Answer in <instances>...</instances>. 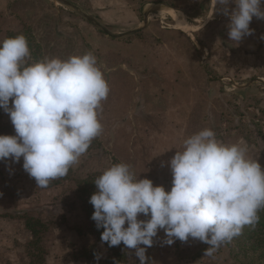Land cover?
Segmentation results:
<instances>
[{"label": "rangeland", "instance_id": "374dc122", "mask_svg": "<svg viewBox=\"0 0 264 264\" xmlns=\"http://www.w3.org/2000/svg\"><path fill=\"white\" fill-rule=\"evenodd\" d=\"M134 1L141 19L156 10L166 13H157L139 31L120 34L99 22L85 3L0 0V41L25 35L33 60L67 59L92 51L105 74L122 68L132 76L131 86H126L130 91L123 90L126 97L118 112L128 121L127 129L117 130L123 145L120 148L115 143L118 138H110L118 104H108L112 113L100 118L101 135L93 139L65 177L51 181L47 187H37L35 179L22 167L23 158L15 163L10 158L0 161V264H7L8 258L11 264H55L61 254L69 256L66 262L71 256L84 258L87 264L106 262L110 253L100 254L95 246L98 241L89 235L77 183L102 174L118 160L130 164L139 178L151 179L154 185H162L168 191L172 175L167 162L182 148L185 138L205 127L213 129L223 142L244 141L248 155L264 169V19L253 17L249 25L252 34L237 43L228 36L230 15L224 14L225 6H217L216 0ZM227 7L231 12L236 5L230 2ZM261 9L264 10V2ZM195 17H199L194 23L199 42L197 32L191 35L197 46L184 33L171 29L173 24L184 28L180 22L175 24L176 19L192 26ZM133 88L139 94L132 92ZM140 92L146 96V103L139 97ZM143 104V110L139 109ZM14 134L8 114L0 109V135ZM260 212L264 215V209ZM139 219L147 217L141 215ZM74 233L83 237L84 245L77 251L75 246L80 241ZM166 239L163 230L153 238L146 254L153 250L155 256L147 264H173L174 256L179 264L251 261V257L236 255L241 249L235 238L212 256L205 255L209 245L199 240L177 239L167 245ZM155 247H160L157 253ZM133 254L134 249L125 247L124 264ZM115 261L113 257L110 264Z\"/></svg>", "mask_w": 264, "mask_h": 264}, {"label": "clouds", "instance_id": "9594fccd", "mask_svg": "<svg viewBox=\"0 0 264 264\" xmlns=\"http://www.w3.org/2000/svg\"><path fill=\"white\" fill-rule=\"evenodd\" d=\"M230 2L236 5L231 12ZM262 2L216 0L230 15L232 41L252 34L253 17L264 19ZM109 91L92 51L33 60L25 35L0 41V109L15 131L0 135V161L23 158V169L40 188L65 177L101 135L102 102ZM167 163L172 175L168 191L139 178L125 162L112 164L94 180L89 203L97 229L103 228L102 242L109 247L123 243L135 250L140 264H147V248L160 230L167 245L192 238L209 245L205 255L212 256L246 226L259 223L264 169L248 155L244 141L223 142L205 127L185 138Z\"/></svg>", "mask_w": 264, "mask_h": 264}, {"label": "crops", "instance_id": "0c3cea01", "mask_svg": "<svg viewBox=\"0 0 264 264\" xmlns=\"http://www.w3.org/2000/svg\"><path fill=\"white\" fill-rule=\"evenodd\" d=\"M2 1L4 3L6 1H7V3H9L10 0H2ZM45 1H51V0H45ZM70 1L75 2L77 5L82 4V3L87 4L91 13H93L97 17L99 22H101L103 25H105L107 27L114 28L120 34L123 32H127V31H131V32L139 31L140 29L144 28L145 23H150L151 19H154V17L156 16L157 13H161V12L166 13L165 10L164 11H157L156 10V13H154V11H153V13L149 12L147 15H145V17H143V19H141L138 4L134 0H70ZM59 4L62 5L63 3L59 2ZM232 5H233V3H232ZM217 6H218V4H217ZM213 19L214 18H212V20ZM198 21H199V17H195L193 19L192 26H191L187 21H184V20L179 21L178 19H176L175 24L180 22L181 24H183V26L186 30H184V28H182V29L178 28L177 26L175 27L174 24L171 26V29H175V30H178V31L184 33L185 38L187 40L194 41L196 43V46H197V41H196L195 37H193L192 35L195 32H197L196 37H197V40L199 42V38H198L199 32H198V29L195 27L196 25L194 24L195 22H198ZM175 30H170V31H175ZM143 32H144V30H143ZM103 74H104V77H105V79L109 85V88H116V90H110L107 99L104 100L102 102V104L105 105V108H106L105 110H108V104H111V105L118 104L117 105L118 109L116 111L115 118H116V120H121V119L125 120L124 122H122L120 124V126L122 125L124 127L126 124H128L127 123L128 121H126L125 118L121 117L122 115H118V112L120 111L121 101L126 97L123 90H125L127 92L130 91V90H127L126 86L128 87V89H129V86H131L130 81H129V79L132 77L131 73L123 70L122 68H119V69H117L116 72L111 71V72H106V74H105V72H103ZM146 77L147 76H145V78ZM139 79H142V78H139ZM135 80H137V78H134V81ZM133 91L137 92L139 94L137 88H133L132 92ZM138 94H136V96ZM136 96H134V97H136ZM139 97H141L142 101H144V103H146V98H145L146 96L142 92H140ZM131 98H132V96L129 94V99H131ZM144 107L145 106L143 104L142 107L139 109H142ZM109 110H112V108H109ZM135 111L136 110H132L131 112L135 113ZM139 111H141V110H139ZM139 115H141L140 112H139ZM100 118L103 119L105 117H103V115H102V117H100ZM118 127L116 129L120 130L121 128H118ZM117 130H116L115 134L117 135V137H119ZM129 133L134 135L135 131L133 133L132 132H129ZM17 197H19V196H17ZM5 198H7V201H9V199H10L9 196H7ZM19 209H21V208H19ZM0 210L3 212V210L1 208H0ZM3 214H5V212ZM4 219L5 218H3V220ZM25 229H26V231H28L27 227H25ZM74 235L76 236L77 241L78 242L80 241V243L75 246V249L77 251L80 248V246L83 247V245H84L82 243L83 237L82 238L78 237L77 233H74ZM0 240H1V238H0ZM95 246H96L97 251L100 252V254L102 252L106 253L108 251L103 246V244L101 242H96ZM53 249H55V248H53ZM159 249H160V247L159 248L155 247L154 251L157 253ZM149 251L150 250L147 249V252H149ZM152 251L153 250H151V252L148 255L146 254V256L150 260L153 259V257L155 256L154 253H152ZM68 257L69 256L66 254L58 255L56 262H54V263L55 264H87V261L84 258H73L72 256H71V259L66 262V258H68ZM98 258L101 259L100 257H98ZM1 259H2V257L0 256V261H1ZM136 262H138V264H140L139 258L136 257L135 254H133V256L129 257L127 264H133ZM172 262H173V264H179L178 260L175 256L173 257ZM11 263H12V260L8 258L7 264H11Z\"/></svg>", "mask_w": 264, "mask_h": 264}, {"label": "trees", "instance_id": "16d2710c", "mask_svg": "<svg viewBox=\"0 0 264 264\" xmlns=\"http://www.w3.org/2000/svg\"><path fill=\"white\" fill-rule=\"evenodd\" d=\"M105 109H106L105 105L102 104L101 115H103L105 113H109V114L112 113V110L108 111V110H105ZM124 121L125 120H123V119H121V120L114 119L113 120L112 126H111V128H112L111 132L112 133H110V134H112L110 136L112 141L114 139L116 140L118 138V137H116L117 135L114 134V132H115V130H117L116 128L118 126H119L118 128L122 127L124 129H127V125H125L124 127L122 125L120 126V124L122 122H124ZM116 142L118 143L117 148H120L121 146H123L121 144L119 138H118L117 141H115V143ZM124 150H127V148L126 149L123 148V151ZM116 161H117V163H120V161H118V160H116ZM99 175H101V174H93V175L87 177L86 179L80 180L77 183V186L79 187L78 190H77L78 198L83 203V209L82 210H83V212L85 214V218L86 217L88 218L86 220H88V223H89V227L87 228V230L89 232V235L91 237L95 238V241L101 242L103 244V246L110 253V259H108L106 262H102L101 264H110L111 263V259L113 257L116 258V261L114 262V264H124L125 263L124 250H125L126 246H124L123 243H121L118 246L109 247L106 242H102L101 241V233L103 231V228L97 229L96 222L94 220H92V218H91L92 214L94 212V208L89 203V200H90L91 195L96 191V186L94 184V180ZM258 214L260 216L259 223L256 224L255 227L246 226L243 229V234L235 238L237 243H238V246L241 249V251H239L236 255L243 256V258L251 257L250 264H253V263L254 264H264V215L260 211H259ZM29 229H31L30 226H29ZM32 233L34 235V231H32ZM253 257H255L254 260H253Z\"/></svg>", "mask_w": 264, "mask_h": 264}]
</instances>
